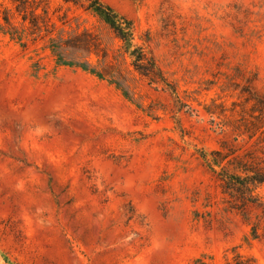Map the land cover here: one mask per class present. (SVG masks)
<instances>
[{"label":"rangeland","instance_id":"obj_1","mask_svg":"<svg viewBox=\"0 0 264 264\" xmlns=\"http://www.w3.org/2000/svg\"><path fill=\"white\" fill-rule=\"evenodd\" d=\"M252 176L264 0H0V264H264Z\"/></svg>","mask_w":264,"mask_h":264},{"label":"trees","instance_id":"obj_2","mask_svg":"<svg viewBox=\"0 0 264 264\" xmlns=\"http://www.w3.org/2000/svg\"><path fill=\"white\" fill-rule=\"evenodd\" d=\"M73 1L78 2V0H73ZM110 19H111L113 25H115V26L117 27V29L119 30V28H118V26H117V20H116L115 18H110ZM119 27H120V26H119ZM119 31H120V35H121V37L125 39V37L123 36L121 30H119ZM141 59H146V60L149 59V62L151 63V66L154 67V68H157V69H158V67L156 66V63H155V61H154V59H153L152 57L149 56V58H146V57L144 56V54H142V55H140V56H137V60H138V61L141 60ZM139 67L141 68V66H139ZM141 69H143V68H141ZM144 71H145V70H144ZM159 71H160V70H159ZM146 74H147V72H146ZM152 80H153V78H152ZM252 178H253L255 181L260 182V183L264 181L260 176H252ZM242 185H243L244 189L252 190L251 187L249 186V184H244V183H243Z\"/></svg>","mask_w":264,"mask_h":264}]
</instances>
